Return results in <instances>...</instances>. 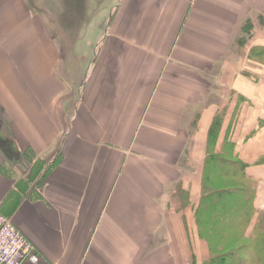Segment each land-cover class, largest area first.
<instances>
[{"label": "crops", "instance_id": "1", "mask_svg": "<svg viewBox=\"0 0 264 264\" xmlns=\"http://www.w3.org/2000/svg\"><path fill=\"white\" fill-rule=\"evenodd\" d=\"M90 1L0 0V211L40 254L26 264H205L219 116L214 149L234 143L264 210V0ZM63 25L92 49L76 98Z\"/></svg>", "mask_w": 264, "mask_h": 264}, {"label": "trees", "instance_id": "2", "mask_svg": "<svg viewBox=\"0 0 264 264\" xmlns=\"http://www.w3.org/2000/svg\"><path fill=\"white\" fill-rule=\"evenodd\" d=\"M220 121L221 116L210 128L202 192L195 211L199 234L210 249L205 264H264V210L257 211L254 206L256 185L246 173V164L233 155L234 143L226 138L222 151L214 149ZM32 172L35 178L41 173L36 168ZM224 179L228 187L217 185ZM242 240L251 243L228 249Z\"/></svg>", "mask_w": 264, "mask_h": 264}, {"label": "rangeland", "instance_id": "3", "mask_svg": "<svg viewBox=\"0 0 264 264\" xmlns=\"http://www.w3.org/2000/svg\"><path fill=\"white\" fill-rule=\"evenodd\" d=\"M88 1H90V0H78V7H79L78 12H80V10L86 9L87 6H84V4H87L88 6L91 5V1H90V3ZM57 19L59 20L58 17H57ZM54 21H56L55 18H54ZM102 28H103V26H102ZM58 29L60 30V28H58ZM61 29L62 30H60V31L54 30L52 32V36L54 37V40H56V44H58V46H60L62 48L61 52H63V57H64V59H63L64 60V69H65L64 71L69 72L67 74H68V78H70L72 81L70 83V86L72 87L71 90H73L74 98H76V92H77L76 88L80 84V80L82 78L81 77L82 73H80V54L83 53L82 51L90 53L92 51V49L91 50H89V49H87V50L81 49L80 50V47L73 49L74 44L72 43V41L80 40V26H79V28H76V27L72 28V27H65V25H63L61 27ZM75 29H77L79 32H76ZM78 46H80V42H79ZM86 67H87V65H86ZM89 67L90 66H88V70H89ZM84 75H87V74H84ZM84 75H83V77H84ZM70 94H72V91H70ZM37 161L39 164L36 163ZM36 162H34L33 166H32V164H33L32 162H30V163L28 162V164H27L28 168H26V169H31V167H33L31 171L35 170V168H36V172H38V171L41 172L47 166L45 160L40 161V159H37ZM226 182H227V179L226 180L224 179V180L220 181L219 183H217V185H219L221 187H223V185L228 187V185H230V184H226ZM246 242H248V241H246V240H244V241L242 240V241H238V242L235 241L234 244L233 243L230 244L228 249L233 251V249L235 248V245L240 246L242 243H246ZM248 243H251V242H248ZM256 244H258V243H256ZM226 259H229L228 255H227Z\"/></svg>", "mask_w": 264, "mask_h": 264}, {"label": "built area", "instance_id": "4", "mask_svg": "<svg viewBox=\"0 0 264 264\" xmlns=\"http://www.w3.org/2000/svg\"><path fill=\"white\" fill-rule=\"evenodd\" d=\"M40 254L12 217L0 211V264L37 263Z\"/></svg>", "mask_w": 264, "mask_h": 264}]
</instances>
